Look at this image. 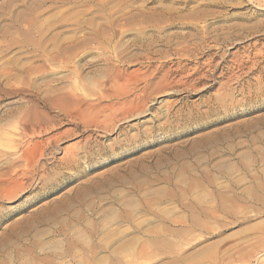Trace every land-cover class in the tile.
I'll return each mask as SVG.
<instances>
[{
  "label": "rangeland",
  "instance_id": "obj_1",
  "mask_svg": "<svg viewBox=\"0 0 264 264\" xmlns=\"http://www.w3.org/2000/svg\"><path fill=\"white\" fill-rule=\"evenodd\" d=\"M0 264H264V0H0Z\"/></svg>",
  "mask_w": 264,
  "mask_h": 264
}]
</instances>
